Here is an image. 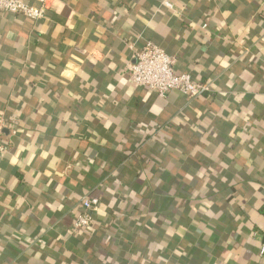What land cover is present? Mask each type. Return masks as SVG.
Returning a JSON list of instances; mask_svg holds the SVG:
<instances>
[{
	"label": "crops",
	"instance_id": "obj_1",
	"mask_svg": "<svg viewBox=\"0 0 264 264\" xmlns=\"http://www.w3.org/2000/svg\"><path fill=\"white\" fill-rule=\"evenodd\" d=\"M47 1L0 12V264H264V0ZM146 42L212 92L134 86Z\"/></svg>",
	"mask_w": 264,
	"mask_h": 264
},
{
	"label": "built area",
	"instance_id": "obj_2",
	"mask_svg": "<svg viewBox=\"0 0 264 264\" xmlns=\"http://www.w3.org/2000/svg\"><path fill=\"white\" fill-rule=\"evenodd\" d=\"M172 8L169 2L164 3ZM49 5L47 0H41L40 6H31L22 0H0V12L21 16L34 23L47 18ZM207 28V24L203 26ZM132 50L131 61L126 64V72L131 83L142 89L156 93L160 98H166L172 91H178L190 101L212 92L211 83L195 82L189 74L176 73V59L168 55L159 46L146 42L139 50ZM9 129V121L4 111H0V158L9 152L3 142V136ZM14 133V132H13ZM99 205L98 198L85 197L82 199L80 211L75 217L74 231L89 229L94 222L93 214ZM264 257V245L261 248Z\"/></svg>",
	"mask_w": 264,
	"mask_h": 264
}]
</instances>
